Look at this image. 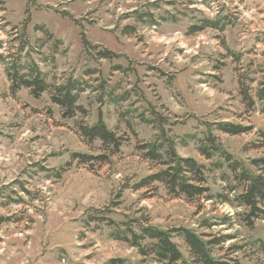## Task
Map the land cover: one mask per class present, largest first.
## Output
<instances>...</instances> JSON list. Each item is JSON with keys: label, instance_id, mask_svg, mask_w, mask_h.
Returning a JSON list of instances; mask_svg holds the SVG:
<instances>
[{"label": "rangeland", "instance_id": "374dc122", "mask_svg": "<svg viewBox=\"0 0 264 264\" xmlns=\"http://www.w3.org/2000/svg\"><path fill=\"white\" fill-rule=\"evenodd\" d=\"M203 18L219 28L189 33ZM24 41L22 55L29 54L50 85L71 77L87 88L77 101L83 113L65 117L48 91L11 93L0 62V264H108L112 258L145 264L135 248L110 238L103 223L84 222L93 210L133 226L228 234L234 238L214 256L264 264V220L247 227L244 207L233 201L242 187L227 161L217 154L205 159L196 149L210 136L240 166L264 174V163L251 164L264 159V101L255 94L264 78V0H0V53L14 54ZM104 50L109 57L99 55ZM99 118L123 138L113 155L78 131ZM219 122L248 130L223 133ZM159 123L178 155L206 166L211 199L175 198L160 183L131 189L159 168L136 149L154 139ZM186 135L194 139L183 144ZM73 153L108 159L80 163ZM208 221L216 225L202 226ZM174 241L188 256L184 242ZM234 244L239 249L232 252Z\"/></svg>", "mask_w": 264, "mask_h": 264}, {"label": "trees", "instance_id": "16d2710c", "mask_svg": "<svg viewBox=\"0 0 264 264\" xmlns=\"http://www.w3.org/2000/svg\"><path fill=\"white\" fill-rule=\"evenodd\" d=\"M199 23L191 25L188 28L189 33L200 32L207 27L219 28L217 20L203 18L199 20ZM14 29L16 28H12V30ZM82 40L84 44L87 43L85 39ZM27 46L28 42L24 41L14 54L3 56L0 53V62L4 66L11 93L16 92L20 88H27L34 96H39L42 92L48 91L50 100L62 109L63 116L70 118L76 112L83 113L84 110L77 104V101L79 94L87 88L83 82L84 80L70 77L64 83L50 85L46 81L45 73L34 60L30 59L29 54L22 55ZM99 55L104 58L109 57L110 54L104 50L99 52ZM255 94L259 101H264V78L259 82ZM243 95L247 105L252 107L254 102L247 94V91ZM215 127L218 131L231 135H238L248 130L244 126L229 122H219ZM157 129L158 134L155 135L153 140L138 144L136 149L143 159L156 163L159 168L153 173L140 177L131 186V189H151L154 183H160L175 198L183 197L187 201H193L200 197L211 199L212 194L209 193V188L205 186L206 166L193 157L178 155L176 143L166 135L161 123H159ZM78 131L87 143L99 140L110 155L117 153L122 145L123 138L109 130L101 118L92 125L79 124ZM192 138L194 139L193 135H186L182 137L181 141L185 144L188 139ZM205 143L201 141L197 145V152L205 159H210L216 154L224 158L228 163L227 167L234 174L238 186L242 187V190L234 196L233 201L236 202V206L244 207L242 220L248 228L252 229L254 220H264V174L252 171L245 166H240L220 145L215 143L212 137L209 136ZM72 158H77L80 163H88L90 160L106 163L108 159L106 154L92 156L80 153H73ZM262 163H264V159H256L251 164L254 167H258ZM59 170H52L56 177L60 175ZM234 189L231 188L232 191ZM104 214L105 212L93 210L87 213L84 222L87 225L91 222L103 223L109 229L110 238L125 242L130 247L135 248L138 255L142 258L141 262L145 264H240L237 258H233L230 255L214 256L213 254L216 247H220L223 243L234 238L228 234L219 236L198 234L186 227L161 229L146 222L137 223L133 226L132 222H117L108 216H104ZM222 220L226 222L224 218ZM213 225L216 224L210 221L202 224V226L207 228ZM98 227L100 226H95V228ZM174 238H180L184 242L188 256L183 255ZM259 242L264 246L262 240H259ZM230 248L234 252L239 249V246L234 244ZM108 264L139 263L121 258H112L108 261Z\"/></svg>", "mask_w": 264, "mask_h": 264}]
</instances>
